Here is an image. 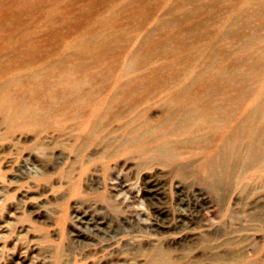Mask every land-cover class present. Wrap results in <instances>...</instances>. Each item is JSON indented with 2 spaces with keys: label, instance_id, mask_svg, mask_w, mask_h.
Masks as SVG:
<instances>
[{
  "label": "rangeland",
  "instance_id": "374dc122",
  "mask_svg": "<svg viewBox=\"0 0 264 264\" xmlns=\"http://www.w3.org/2000/svg\"><path fill=\"white\" fill-rule=\"evenodd\" d=\"M218 129V188L161 151ZM184 261L264 264V0H0V264Z\"/></svg>",
  "mask_w": 264,
  "mask_h": 264
},
{
  "label": "bare ground",
  "instance_id": "6f19581e",
  "mask_svg": "<svg viewBox=\"0 0 264 264\" xmlns=\"http://www.w3.org/2000/svg\"><path fill=\"white\" fill-rule=\"evenodd\" d=\"M206 100H207V98H206ZM218 106H220V107H222V109H223V107H225L226 106V102L225 101H221L220 103H219V105ZM216 108V107H215ZM213 106H207V110L205 109V108H202L203 109V112H201L200 110L201 109H199V108H196V110L197 111H192V118L193 119H195L196 120V123H194L195 124V126H191L192 128H198V129H201V128H205V126H209V125H212V124H214L213 126H221V118L216 114V109H215ZM190 110V109H189ZM175 111V110H174ZM153 114H151V116H152ZM150 116V117H151ZM154 116V115H153ZM182 116V115H181ZM220 118V119H219ZM188 119H190V118H188ZM129 120V119H128ZM179 120V119H178ZM218 120H220V122H217V124H216V122H213V121H218ZM167 121V120H166ZM144 122H146L145 120H144ZM162 122V121H161ZM163 123V122H162ZM191 123V122H190ZM193 123V122H192ZM219 123V124H218ZM129 124V123H128ZM138 124V123H137ZM156 124V123H155ZM184 125V124H183ZM130 126V125H129ZM128 126V127H129ZM162 126V125H161ZM153 127V126H152ZM189 127V126H188ZM120 129H121V127H119ZM131 128V127H130ZM136 128V127H135ZM150 128H151V126H150ZM160 128V127H159ZM177 128V127H176ZM170 129V128H169ZM130 130V129H129ZM239 130H240V128H239ZM147 131H149V130H147ZM147 131H146V133H147ZM176 131H177V129H176ZM184 131H186V129L184 130ZM233 131V130H232ZM131 132V131H130ZM133 132H134V130H133ZM181 132H183V130L181 129ZM76 133V132H75ZM109 133H110V131H109ZM171 133V132H170ZM176 133V132H175ZM205 133H207V132H205ZM230 133V132H229ZM240 133H242L241 132V130H240ZM239 132H238V134H237V136L235 135L234 136V134L232 133L231 134V136H230V140H228V139H226V137H227V135H226V133L224 132V130H221V129H218L217 130V133H207V134H202V137H201V135L199 136H197V135H194V136H192L191 137V139L189 138V139H187L186 141H185V139L183 140V142H181L180 141V139H179V141L176 139V140H174L175 142H176V145L174 144L173 145V143H172V141H171V139H170V141H171V143H172V145H169V147L168 146H164V148H162V150L161 149H159V151L161 150V151H163V153H165L166 154V156H169V157H171V158H175L176 156H178L177 155V153H178V150L179 149H182V148H185V149H183L184 151V153H182L184 156H185V158L187 159V161H191V159H194V157H195V155H193V154H195L198 150H201V153H203L202 155H203V157H204V166L208 169V176H207V180H208V182L209 183H211L212 184V186H217V188L220 186V185H222V183L224 184V182H223V180H224V176H225V174H227V173H229V172H231V170L233 169V168H235L234 166H235V164L237 165L238 164V162L235 160V159H238L237 157H238V154L236 153V151L238 152V148H239V146H241V139L240 138H243V137H241V134H240ZM92 134H93V132H92ZM111 134V133H110ZM141 134V133H140ZM154 134V133H153ZM166 134V133H165ZM177 134V133H176ZM160 135V134H159ZM158 135V136H159ZM205 135H208L209 136V139L207 140V139H205V141H203L204 139H202L203 137H205ZM86 136V135H85ZM120 136V135H119ZM118 136V137H119ZM144 136V135H143ZM93 137V136H92ZM106 137V136H105ZM156 137H157V135H156ZM233 137H235L236 139H240L239 140V142H235V140L234 139H232ZM128 138V137H127ZM184 138V137H183ZM225 138V139H224ZM103 139H105V138H103ZM118 139V138H117ZM111 140V139H110ZM109 140V141H110ZM134 140V139H133ZM136 140V139H135ZM207 140V141H206ZM122 142V141H121ZM124 142V141H123ZM88 143V142H87ZM181 143H183V145H181ZM161 144V143H160ZM166 144V143H165ZM234 144V147L232 146ZM162 145V144H161ZM244 145V144H243ZM78 146V145H77ZM95 146V145H94ZM95 147H97V146H95ZM196 148H198L197 150H196ZM97 149L98 148H96V150H94V152L95 151H97ZM100 149V148H99ZM112 150V149H111ZM81 151H82V149H81ZM155 151V150H154ZM80 152V151H79ZM111 152V151H110ZM158 152V151H157ZM243 152V151H242ZM160 153H162V152H160ZM162 153V154H163ZM77 154V153H76ZM91 155V154H90ZM78 157V156H77ZM94 158V157H93ZM196 159V158H195ZM198 160V159H197ZM120 161V160H119ZM193 162V161H192ZM130 163V162H129ZM122 164V163H121ZM160 172V171H159ZM94 176V175H93ZM156 176V175H155ZM161 177V176H160ZM162 179V178H161ZM161 179H160V181L158 180V178H157V180L156 179H151L150 180V188H149V193H151V192H153V193H155V194H157V192L161 189V187H162V185H165V184H162L161 183ZM148 182V181H147ZM177 184V183H176ZM193 185V184H192ZM147 186V185H146ZM174 186H175V184H174ZM147 188V187H146ZM181 189V188H180ZM148 190V189H147ZM90 191V190H89ZM152 193V194H153ZM161 193H162V191H161ZM165 193V192H164ZM177 194V193H176ZM148 195V194H147ZM28 196V195H27ZM149 197H150V195H149ZM210 197V196H209ZM219 197V196H218ZM217 197V198H218ZM152 198H153V195H152ZM190 199V198H189ZM161 200V199H160ZM155 206V205H154ZM160 206V205H159ZM164 206V205H163ZM37 208V207H36ZM160 208V207H159ZM164 208V207H163ZM154 209H156V208H154ZM158 209V208H157ZM163 210V209H162ZM160 211V210H159ZM166 212V211H165ZM76 213V212H75ZM92 213H94V212H92ZM158 213V212H157ZM156 213V214H157ZM160 213V212H159ZM98 214V213H97ZM184 214V213H183ZM159 215V214H158ZM166 215V214H165ZM77 216V215H76ZM128 216V215H127ZM192 216V215H191ZM97 217V216H96ZM102 217V216H101ZM162 217V216H161ZM167 217V216H166ZM180 217H181V215H180ZM154 218V217H153ZM189 218V217H188ZM159 219V218H158ZM185 219V218H184ZM184 219L183 218H180V222L177 224V225H175V226H171L169 223H168V221H167V223L168 224H165V225H163L162 223V225H161V227H165V228H169V229H174V230H176V229H178L177 230V232L179 231V235H180V232H184V238H187V237H190V235L191 234H193L194 235V232L195 231H193V227H192V225H191V222L190 221H184ZM190 219V218H189ZM192 219H193V217H192ZM95 220V219H94ZM99 220V219H98ZM156 221H158L157 219H155ZM173 220V219H172ZM171 220V221H172ZM178 220V219H177ZM188 220V219H187ZM97 221V220H96ZM100 221L102 222V223H105L106 225H107V223H110V222H108V221H104L103 219L101 220L100 219ZM173 221H175V220H173ZM224 221V220H223ZM107 222V223H106ZM169 222H170V220H169ZM139 223V222H138ZM110 224H112V223H110ZM109 224V225H110ZM172 224H173V222H172ZM176 224V223H175ZM194 224V223H193ZM96 225V224H95ZM99 225H101L100 223H99ZM109 225H107L106 226V229L108 228V227H110ZM113 225V224H112ZM117 225V224H116ZM159 225H160V223H159ZM114 226V225H113ZM98 227V226H97ZM112 227V226H111ZM119 227V226H118ZM158 227V226H157ZM99 228H101V227H99ZM103 228V227H102ZM101 228V229H102ZM105 228V227H104ZM115 228H117V227H115ZM94 229V228H93ZM96 229V228H95ZM100 229V230H101ZM109 229V228H108ZM168 229V230H169ZM226 229V228H225ZM71 230V229H70ZM114 230H116V229H113V232H114ZM122 230H124V229H122ZM122 230H120V231H122ZM129 229H127V230H125V231H128ZM163 230H165V229H163ZM215 230H217V229H215ZM75 231V230H74ZM87 231V230H86ZM97 231H99V229H97ZM103 231V230H102ZM109 231V230H108ZM111 231V230H110ZM117 231H118V229H117ZM161 231V230H160ZM197 231V230H196ZM106 232V231H105ZM112 232V233H113ZM124 232V231H123ZM134 232V231H133ZM174 232H176V231H174ZM176 232V234H178ZM199 232V231H198ZM82 233L83 232H78L77 231V233H76V236H77V238L78 239H80L81 241H83L84 243H87L86 241H84V240H82L81 238H83V237H81L80 238V236H82ZM119 233V232H118ZM171 233V232H170ZM84 234V233H83ZM111 234V233H110ZM136 234V233H135ZM165 234V233H164ZM172 234V233H171ZM107 235V234H106ZM115 235V234H114ZM170 235V234H169ZM192 235V236H193ZM210 235V234H209ZM93 236V235H92ZM109 236H111V235H109ZM116 236H118V235H115V237ZM128 236V235H127ZM142 236V235H141ZM175 236V235H174ZM173 236V237H174ZM88 237H90V235L88 236ZM87 237V238H88ZM105 237V236H104ZM112 237V236H111ZM110 237V238H111ZM120 237V236H119ZM139 237V236H138ZM167 237V236H166ZM180 237V236H179ZM206 237V236H205ZM110 238H109V240H110ZM114 238V237H113ZM118 238V237H117ZM123 239H125V237H122ZM128 238H130V237H128ZM175 238V237H174ZM192 238V237H191ZM195 239H196V237H194ZM93 239H95V237L93 238ZM104 239V238H103ZM102 239V240H103ZM106 239V238H105ZM119 239V238H118ZM121 239V238H120ZM131 239V238H130ZM130 239H128V240H130ZM132 239H134V238H132ZM165 239V238H164ZM169 239V238H168ZM167 238H166V240H168ZM101 240V239H100ZM109 240H107V241H109ZM127 240V241H128ZM189 240V239H188ZM90 241L92 242V238H90ZM99 241V240H98ZM113 241V240H112ZM117 241V240H116ZM125 241V240H124ZM133 242H134V240H132ZM142 241H143V239H142ZM169 241V240H168ZM174 241V240H173ZM190 241H191V239H190ZM189 241V242H190ZM194 240H192L191 242H193ZM103 242H105V241H103ZM115 242V241H114ZM118 242V241H117ZM145 242V241H144ZM175 242V241H174ZM173 242V243H174ZM178 242V241H177ZM177 242H176V244H177ZM180 242H181V240H180ZM179 242V243H180ZM93 244H94V242H92ZM91 243V244H92ZM96 243H97V241H96ZM110 243V242H109ZM149 243V242H148ZM166 243H167V241H166ZM171 243H172V241H171ZM185 243H187V242H185ZM184 243V244H185ZM69 244V243H68ZM73 244V243H72ZM88 244V243H87ZM108 244V243H107ZM106 244V245H107ZM115 243H113L112 245H114ZM122 244V243H121ZM142 244V243H141ZM145 244V243H144ZM27 245V244H26ZM101 245H104V243H102ZM106 245H104V246H106ZM109 245H111V244H109ZM109 245H108V247H109ZM178 245V244H177ZM192 245V244H191ZM196 245H198V244H196ZM87 247H88V245H86ZM119 246V245H118ZM117 246V247H118ZM126 246V245H125ZM78 247V246H77ZM99 247V246H98ZM102 247V246H101ZM111 247H113V246H111ZM123 247V246H122ZM147 247V246H146ZM106 248V247H105ZM104 248V249H105ZM176 248V247H175ZM102 249V248H101ZM200 249V248H199ZM97 250V249H96ZM201 250V249H200ZM44 251V250H43ZM93 251H94V249H93ZM102 251V250H101ZM106 251V250H105ZM35 252H37V251H35ZM100 252V251H99ZM176 252V251H175ZM87 253H89V252H87ZM197 253V252H196ZM195 253V254H196ZM201 253V252H200ZM104 254H106V253H104ZM180 254V253H179ZM178 254V255H179ZM202 254V253H201ZM200 254V255H201ZM206 254V253H205ZM90 255V254H89ZM175 255V254H174ZM45 256V255H44ZM101 256V255H100ZM108 256V255H107ZM140 256V255H139ZM158 256V255H157ZM198 256V255H197ZM202 256V255H201ZM33 257H34V255H33ZM176 257H179V256H176ZM203 257V256H202ZM113 258V257H112ZM156 258V257H155ZM180 258H182V257H180ZM100 259V258H99ZM110 259V258H109ZM154 259V258H153ZM153 259H151V260H153ZM203 259V258H202ZM208 259V258H207ZM206 259V260H207ZM177 260V259H176ZM175 260V261H176ZM179 260V259H178ZM37 261V260H36ZM35 261V262H36ZM115 261V260H114ZM123 261H125V260H123ZM174 261V260H173ZM174 261V262H175ZM179 261H181V260H179ZM28 262V261H27ZM34 262V263H35ZM126 262V261H125ZM152 262V261H151ZM185 263H186V261H184ZM204 262V261H203ZM214 262V261H213ZM26 263V262H25ZM123 263V262H122ZM153 263V262H152ZM156 263V262H155ZM173 263V262H172ZM184 263V264H185ZM32 264V263H31ZM36 264H38V263H36ZM151 264V263H150ZM157 264H158V262H157ZM187 264V263H186ZM189 264V263H188ZM191 264V263H190ZM201 264H203V263H201ZM209 264V263H208ZM216 264H218V263H216Z\"/></svg>",
  "mask_w": 264,
  "mask_h": 264
}]
</instances>
